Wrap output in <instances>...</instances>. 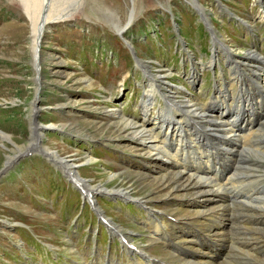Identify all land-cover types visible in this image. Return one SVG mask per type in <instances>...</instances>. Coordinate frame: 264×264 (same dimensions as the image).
Returning <instances> with one entry per match:
<instances>
[{"label":"rangeland","instance_id":"rangeland-1","mask_svg":"<svg viewBox=\"0 0 264 264\" xmlns=\"http://www.w3.org/2000/svg\"><path fill=\"white\" fill-rule=\"evenodd\" d=\"M204 1L211 10L219 11L216 3H211L212 0ZM230 2L233 5L228 3L232 7L230 10L235 14L228 16L226 11H219L222 25L217 26L223 28L227 41L232 43L230 45L239 46L235 39L243 38L241 33L245 30L244 26L264 23V0ZM24 4V0H0V102L15 101L5 106L0 104V129L4 130L0 131L1 168L15 157L13 155L23 150L33 136H30L29 118L31 100L38 85L34 78L35 72L37 75L36 63L35 69L33 66L37 43L34 19L30 17ZM158 4L168 8V12L162 11ZM189 6L184 0H46L45 3L43 0L40 6L45 8L42 16H49L56 11L57 19L45 24L40 42V104L45 108L40 110L39 119L43 123H58L63 129L43 130L42 146L66 157L64 162L73 164L74 169L77 165L79 174L92 184L124 189L143 199L154 209H158L159 214L168 222L169 217L163 212L168 206L176 215L180 209L182 215L198 213L193 210L199 206L192 202L194 196L188 195L191 192L189 189L198 191V195L202 192L200 190H207L209 187L202 184V188L189 185L187 190L180 187L179 190L169 189L171 192L161 188L162 184L156 179L170 173L160 182L165 186L175 183L173 175L181 170L166 167L174 166L170 162L179 165L180 162L176 158L166 160L165 166L161 163L162 158L155 160V157L149 156L150 150L130 133V129L121 130V122L115 112L139 127L142 123V100L150 83L142 87L145 84L144 75L135 65L130 49L113 29L112 23L117 21L116 15L121 23L124 22L132 7L129 14L132 10H135V14L125 36L136 48L137 54L154 69L147 68L146 71L155 74L165 93L168 91L166 85L175 86L169 83H184L190 89L192 85L189 84L187 75H191L192 63L195 60L210 63L211 41L207 30L202 28L203 25H178L179 32L171 25V13L179 22L178 15ZM160 11L165 25H155L157 17L158 21L162 18L157 13ZM185 11L190 13L189 10ZM235 15L246 19L248 23L236 20ZM213 18L216 20L214 15ZM179 34L190 49L183 46ZM217 55L219 60L216 66L224 67L226 58L220 49ZM225 69H228L227 64ZM210 71L209 67L201 71L204 82L199 86L200 98L206 97L211 88ZM194 77L195 75L191 78ZM163 80L169 83L164 84ZM225 89H220V93L211 97V110L219 105L227 107V98L221 101L222 98L218 97L227 94ZM182 90L186 92L185 89ZM174 95L166 99H185V96L179 98ZM186 96L197 99L190 93ZM165 102L164 99L162 102L159 99L151 113L155 114L156 109L164 107ZM192 103L195 107L209 104L207 101ZM121 106H124L122 110ZM204 111L208 112L206 108ZM156 139L160 146L162 140L159 142L157 137ZM165 147L166 150L161 144L160 151L173 156L169 146ZM155 153L158 154L156 150L150 154ZM37 155L35 153L20 159L0 177V264H30L26 261H33L38 257V264H75L80 260L91 264H101L102 260H105L103 264H117L111 260L107 262L111 258L122 264H137L134 252L128 253L118 236L108 234V229L105 230L99 224L86 201L80 211L82 198L77 189L69 183H62L65 178L59 170L46 158H39ZM175 193L180 194V199L176 203H165L167 195L178 196ZM213 195L216 196V193L209 196ZM95 198L103 212L120 224L132 241L144 246L152 254H157L159 258L166 257L170 260L166 253L170 248L166 246L165 250L161 245L163 239L155 238L150 232L154 230L150 224L152 216L138 202L123 196L97 195ZM186 208L191 210L187 212ZM250 221L244 220L246 223L242 224L238 220V224L241 228H253L255 224L264 227V224ZM163 225L164 229L168 227L167 224ZM98 227L97 240L94 229ZM229 229L231 230L230 227ZM168 230L171 232L170 236L176 233L171 226ZM229 232L224 236L225 240L232 238ZM46 241L54 246L45 245ZM172 252L176 254V251ZM139 258L144 259L141 256ZM254 258L253 264H259L260 259ZM169 263L180 264L181 261L170 260Z\"/></svg>","mask_w":264,"mask_h":264},{"label":"bare ground","instance_id":"bare-ground-1","mask_svg":"<svg viewBox=\"0 0 264 264\" xmlns=\"http://www.w3.org/2000/svg\"><path fill=\"white\" fill-rule=\"evenodd\" d=\"M45 1L46 0H44V3H45ZM260 2H262V0H260ZM24 3H25L24 4L25 8H27V11L29 12L30 17L31 18L33 17L32 19H34V23H35L34 24V26H35V40H36L37 44H35V56L36 57L34 58L35 59L34 64L36 63V66H37V68L35 67L36 71H37L36 79L39 82V81H41V77H42L41 76V69H42L41 60L42 59H41V55H40L41 54V52H40V46H41L40 38L43 35L42 34L44 31L43 27L45 26V24L49 21H53V20L57 19V15H56L57 12L54 11V12H52L53 14L44 17V16H42V10L45 8L44 7L40 8V6L43 4V0H24ZM52 4H53V2H52ZM46 6H47V4H46ZM51 8H52V5H51ZM53 9H55V8H53ZM134 12H135V10L131 11V14H132L131 16H133L135 14ZM49 13H50V11H49ZM60 17H61V15H60ZM66 17H68V16H66ZM66 17H63V18H66ZM53 22H55V21H53ZM247 26H250V25H247ZM255 52H256L255 50H253V52L248 51L249 54L257 56V54H255ZM263 61H264V58H263ZM234 67L237 68V66H234ZM236 68H233L234 71L238 70ZM147 73H148V80H149L150 84H149V88L145 90L146 92H145V94L143 96V100H142V106H141V111H142V123L141 124L142 125L140 124L138 127L137 126L138 124H135V123H133V121H129V120L125 119L124 117L119 115V112L116 111L115 113L118 114V116H119V118L117 117V119H119V121L121 122L120 123L121 130L127 131L128 129H130V133L132 135H134V137L136 139H140L139 142L143 143L145 145L146 149L150 150V153H151V151L153 153L156 150L158 152V154L155 153V155H153V154L149 153V156L152 155L153 157H155V160L162 158V161H164V163H166V160H174L176 158L180 162L181 172H178L176 175H173V176H175V179H173L174 181H176L175 183H170L169 186L163 185L164 183H162L163 182L162 180L165 179L166 175H169L170 173L162 175L161 176L162 178L158 177V179H156L159 181V184H162L161 188L168 189V191L171 192L174 189L179 190L180 187H183L184 190H187L190 187L189 185H193V186L197 185L198 188L203 187V186L201 187V184L205 185V186L210 185L209 189L200 190L202 192L200 194L198 193L199 196H202V199H209V198H215V197L221 198L220 199L221 202H225V200H227L223 205H225V204L228 205L229 204L228 200L230 199V195L228 193L231 192V190H229L228 193H226V194H222L220 192V190L223 189V185L226 184L227 182L231 183V180H232L231 176L233 173H231L228 176H223V178H221V179H217L216 176L219 175V171H213L212 175L198 174L197 168H195L192 171H188V167H187L188 164L183 160V159H185L188 162L192 158L194 159V157L195 158L197 156L200 157L202 151H204L206 149L203 147V144L205 141L209 140V138L206 137L205 139H203V132H205V130H206L205 122H203V121L193 122L195 129H196V132H193L192 129H189V130L186 129V128H191V126L187 125L184 127L183 120H181V119H184L183 116L187 115L188 114L187 112L192 111V110H195L198 113L203 114L204 108H206L208 110V112H212L213 110L210 109V107H211L210 104L213 102V99L210 98V100L207 101L209 104H205L204 106H203V104H201V106H196V107H195V105H193L192 101H194V100L190 96H188V97L185 96V99L179 100V101H176V100L175 101L174 100L169 101L166 98H172L175 93H180L181 92L180 88L175 87V86L166 85L168 91H167V93H165L164 88L162 86L161 87L159 86V84H161V83H160V80L157 79L155 74L153 72H147ZM235 76L236 75H234V77ZM235 78L237 80L240 79L238 76ZM170 91H172V92H170ZM220 92H221L220 89H218L217 94ZM217 94H213L211 97H213L214 95H217ZM226 95H218V97L222 98L221 101H223L226 99ZM159 99H164L166 101L164 104L165 106L160 107L159 109H156L155 114H152L151 112L153 110H155L156 103L158 102ZM216 99H218V98H216ZM182 103L188 105V107H186V112L181 113V117L175 118V122H174L171 120V117L175 116V114H172V111H173V109H176V108L182 106ZM190 107H192V108L190 109ZM230 108H233L232 112L234 113V116L232 118L223 119L222 117H224L226 114H229ZM214 111H217L218 114L209 113L210 116L214 120H219V121L225 122L226 123V129L222 133L221 136L212 137L213 139H216V141L221 142V146H218L216 144V141H215V145L212 146L213 151L216 152L218 150L223 149V146H222L223 144H227L230 147H232L235 144L236 140H238L240 138H245V136L247 134H250V132H251V126L249 125L250 121L248 120V121L244 122L243 124H241V117L244 115L243 114L244 111H243V107H242L240 98L236 99L234 105H232L231 103L227 104V107L219 105L218 107L215 108ZM115 113H114V115H115ZM149 123H151L152 126H149ZM140 126L141 127L144 126V127L140 128ZM178 127H179V129H178ZM45 128H47V127L44 126L43 128H38L37 130L41 131ZM172 130H174V132H172ZM179 130L181 132L180 134H178V132H177ZM257 130H261V131L264 130V123L259 128H257ZM155 131L156 132L159 131L158 134L154 133ZM153 133L157 134V136H155ZM262 133H263V138H264V132H262ZM35 137L37 138L39 143H36L34 141ZM156 137L158 138L159 142H160V140H162V142H160V146L162 144L164 149L166 148L165 146H169V151L173 154V156H170L168 154H164V153H162L163 151H160L161 150V149H159L160 146L156 143V140H157ZM164 138H165V140H164ZM8 140H12V139L8 138ZM40 140H41L40 136L38 135L37 132H35L34 137L31 136V140L29 141L28 145L25 148H23V150H20L17 154H15L13 156H17L18 154L26 153L28 150H33V147H35L36 149L47 152V154L53 160H55V163H61V164L65 165V167H70L74 172H76V170L73 168V166H74L73 164H67L66 162H64V159L66 157H61L57 153H54L55 150H51V149H48L47 147L42 146V144L40 143ZM209 147H211V146H209ZM211 151L212 150L207 149V152H209L208 155L211 154ZM52 155L57 156V157L53 158ZM208 155L204 160H197L196 161L197 167H201L199 165L200 163H204V166H210L211 165L209 163L210 159L208 158ZM164 157H166V158H164ZM11 159H9V160H11ZM154 162H157V161H154ZM7 163L8 162H6L5 165ZM160 166H158V167H160ZM172 170H179V169H172ZM75 177H78V176L75 175ZM78 179L80 180L81 178L78 177ZM144 180L147 181L146 179H144ZM160 180L162 182H160ZM85 182H87L91 187L96 188L98 190H105V189L111 190V191L114 190L115 192L126 193V194H129L130 196L134 197L133 195H131V193L129 191H125L124 189H119V190H118V188L110 189L107 186L105 187L104 185H101V184L100 185L92 184L88 180L87 181L84 180L83 183H85ZM214 186H215V188H214ZM216 186H217V188H216ZM215 193H216V196H214V195L209 196L210 194H215ZM177 194L175 193V195H177ZM178 196H180V194H178ZM243 196H244V198H246L245 194H243ZM202 205L206 206L207 204L205 202H202ZM149 210H151V207H149ZM151 216H152V220H150V224L153 226V229H154L153 232L154 233L155 232L160 233V230H162V228H163V225H162L163 223H162L161 219L158 218L159 217L158 215H151ZM226 230H228V231H226L225 235L229 232V230H230L229 227L226 228ZM229 234H230V232H229ZM228 240H230V239H228ZM49 245H51V244H49ZM135 247L137 248V250L146 251V248H144L142 246L136 245ZM146 254H149V252L146 251ZM181 254L182 255L179 254V259H181L184 262L183 264H198L194 260L190 259V257L186 253L183 252ZM191 255L195 256V255H199V254L192 252ZM103 261L104 260H102L101 264L103 263ZM222 261L216 262L215 264H219ZM138 262H140V260H138ZM87 263L88 262H82L81 264H87Z\"/></svg>","mask_w":264,"mask_h":264},{"label":"water","instance_id":"water-1","mask_svg":"<svg viewBox=\"0 0 264 264\" xmlns=\"http://www.w3.org/2000/svg\"><path fill=\"white\" fill-rule=\"evenodd\" d=\"M42 35V34H41ZM34 97H35V99H34V101H33V105H36V102H37V100H38V97H39V86H37V88H36V91H35V95H34ZM45 127H48V126H46V125H44Z\"/></svg>","mask_w":264,"mask_h":264}]
</instances>
